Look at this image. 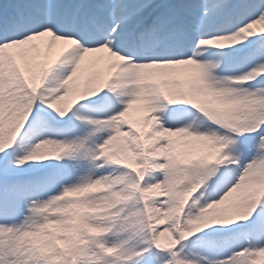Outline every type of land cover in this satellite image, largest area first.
<instances>
[{
  "label": "snow or ice",
  "instance_id": "1",
  "mask_svg": "<svg viewBox=\"0 0 264 264\" xmlns=\"http://www.w3.org/2000/svg\"><path fill=\"white\" fill-rule=\"evenodd\" d=\"M0 264H264V0H0Z\"/></svg>",
  "mask_w": 264,
  "mask_h": 264
}]
</instances>
